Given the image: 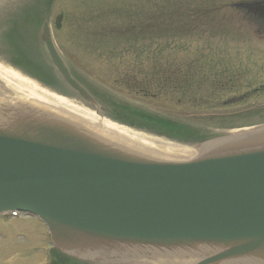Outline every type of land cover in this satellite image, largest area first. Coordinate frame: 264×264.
Listing matches in <instances>:
<instances>
[{"label": "water", "instance_id": "obj_1", "mask_svg": "<svg viewBox=\"0 0 264 264\" xmlns=\"http://www.w3.org/2000/svg\"><path fill=\"white\" fill-rule=\"evenodd\" d=\"M54 63L71 80L45 29ZM0 131V211L41 215L55 238L83 234L140 249H222L206 261L264 262V131L187 163L131 159L51 120Z\"/></svg>", "mask_w": 264, "mask_h": 264}, {"label": "rangeland", "instance_id": "obj_2", "mask_svg": "<svg viewBox=\"0 0 264 264\" xmlns=\"http://www.w3.org/2000/svg\"><path fill=\"white\" fill-rule=\"evenodd\" d=\"M8 1L9 0H0V4H5ZM67 3L68 0H58L55 5L56 12H54V15L51 17L52 22L58 12H62L65 9ZM207 40L203 43H195L193 47L219 44L217 39L210 40L209 43H207ZM230 42L231 41H227V43ZM247 47H250L254 54L258 56L264 55V39L262 42H259L254 38L250 45H245L242 50L244 51ZM240 52L244 53L242 51ZM76 58L75 63L78 71L85 75L87 74L96 83H102L104 86L112 87L110 85L112 80L109 76V70L105 65L96 63L97 61H87L84 57ZM78 103L80 102L78 101ZM140 104L150 110H157L166 114L181 113V111H174V109H167L153 103L140 102ZM262 104H264V102ZM75 105L78 106L77 103H75ZM254 121L255 120H251L250 122ZM201 148L200 146L196 149L200 150ZM197 150L194 151V157L199 154L196 152ZM180 158L184 157L181 156ZM46 238L48 239V232L36 221L6 219L0 216V264H59V259L52 252L50 243H48ZM119 264H137V259L120 260Z\"/></svg>", "mask_w": 264, "mask_h": 264}, {"label": "bare ground", "instance_id": "obj_3", "mask_svg": "<svg viewBox=\"0 0 264 264\" xmlns=\"http://www.w3.org/2000/svg\"><path fill=\"white\" fill-rule=\"evenodd\" d=\"M0 77L7 83L5 87L13 91L16 89L19 93H24L23 95L27 101L37 104V107H41L43 110L48 109L53 114L77 125L82 130L118 144V146L124 148L126 151L165 160H172V156L177 158L175 156L176 152L172 153V148L160 145L158 142L146 140L123 128L115 127L97 118L86 109L64 102L61 98L58 99L50 96L47 92H43V90L30 84L14 72L0 67Z\"/></svg>", "mask_w": 264, "mask_h": 264}, {"label": "trees", "instance_id": "obj_4", "mask_svg": "<svg viewBox=\"0 0 264 264\" xmlns=\"http://www.w3.org/2000/svg\"><path fill=\"white\" fill-rule=\"evenodd\" d=\"M149 5H152L154 7L153 9L154 12H162L159 15V17H157V22L153 25H152V19L150 18V16H152L153 13L144 9V8H148ZM187 6L188 4L184 0H182L181 3L178 2L177 0H172V1L167 0V2H161V3L155 0H144V2L141 3V1L138 0V40L132 34L131 35L132 38H130V41L129 42L124 41L122 44L127 45L126 48L128 49H132L136 45H138V50H139L140 44L141 42H143V40L147 41L149 44L154 42L153 41L155 38L154 34L157 29H167L170 26V30L172 31V33L176 31H181L180 24L182 26L185 24L183 14ZM131 7H132L131 11L128 14L125 13L127 16V19L132 18V15H134L136 7L132 2H131ZM38 11L39 9H37L35 13V17H34L35 20H33L32 23L29 25L30 28H34L36 26L35 22L37 21L40 22L42 19V17L38 15ZM118 11L122 15H125L123 14L124 13L123 10H118ZM32 12L33 11H31V13ZM141 15H143V17H140ZM136 31L137 29L135 27L130 28V32L134 33ZM140 31L143 33L144 31H146V35L143 38V40H141L139 36ZM119 34L120 32H118V35ZM179 36H180L179 34L175 35V38H179ZM140 60L141 59H138V61ZM203 61H205V59ZM201 64L203 63H200V65ZM208 67H210V65ZM218 67L227 68L228 65H226L224 62H220L218 64ZM26 69L30 71L32 69V65L28 64L26 66ZM159 82L161 81L159 80ZM182 85L183 83H180V86ZM156 123L160 128L156 127V128H152L151 130L157 133L158 135H163V136L169 137L173 140L183 142V143H194L198 140L204 139L203 136L198 135V132L185 126L182 123H179L173 120L164 119V118L163 120L161 119L157 120Z\"/></svg>", "mask_w": 264, "mask_h": 264}]
</instances>
